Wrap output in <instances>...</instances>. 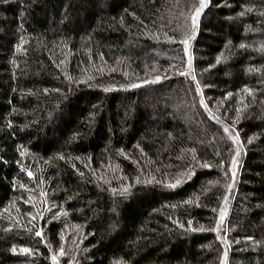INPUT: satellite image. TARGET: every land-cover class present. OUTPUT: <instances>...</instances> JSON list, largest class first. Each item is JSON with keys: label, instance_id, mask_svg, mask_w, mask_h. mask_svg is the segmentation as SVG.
Instances as JSON below:
<instances>
[{"label": "trees", "instance_id": "1", "mask_svg": "<svg viewBox=\"0 0 264 264\" xmlns=\"http://www.w3.org/2000/svg\"><path fill=\"white\" fill-rule=\"evenodd\" d=\"M196 4L0 0V264H264V0Z\"/></svg>", "mask_w": 264, "mask_h": 264}, {"label": "snow or ice", "instance_id": "2", "mask_svg": "<svg viewBox=\"0 0 264 264\" xmlns=\"http://www.w3.org/2000/svg\"><path fill=\"white\" fill-rule=\"evenodd\" d=\"M3 2L7 3L8 0H3ZM210 2H211V0H198V4L194 5L193 6V10L190 12V17H189L190 18V25H186L185 26L184 36H183L182 39L179 40V43L183 44V46H184V52H185L186 55L188 53L189 41L196 35L197 30L199 28L200 21H201L202 13L204 12L205 8H207L209 6ZM249 10H251V9H249ZM261 14L264 15V13H261ZM241 15H243V13H241ZM168 39L172 40L173 42H175V38L174 37H168ZM16 47L19 48V45H17ZM240 47L243 48L244 45L241 44ZM219 61H220V57H217V63H219ZM190 64H191V60H189V65ZM209 67H212V65H210ZM189 71H191L190 68H189ZM180 74L184 75L185 73L182 72ZM193 79H195V77H193ZM160 80H161V76L160 75H156L155 76V81H160ZM144 83H149V81L145 80ZM129 87L137 88V87H140V85L136 84V83H132V84L129 85ZM244 91L247 92L249 95H251V90L248 89L247 87L244 88ZM196 92L197 93L201 92V84L199 82H197V84H196ZM227 96H232V93L231 92L227 93ZM200 104L205 109L208 108V105L204 103L203 99H201ZM236 112H237V114H239L240 113V108H237ZM210 118L216 120L217 122L220 121L219 117L213 116L211 114H210ZM233 122L235 123V119H234ZM223 131L225 133H229L230 129H229L228 126H224L223 127ZM168 135L171 136V133H169ZM229 139H231L233 143H237L238 136L230 134L229 135ZM191 151L193 153V155H192L193 163H189L188 165H186V171L182 175H178L177 177H175L174 181H170V182L164 184L165 187L174 189V188H176L177 186H179L183 182V179H184L185 176L191 177L192 175H194L195 162H199V161H198V157L195 155V149H192ZM238 154L239 153L237 152L236 155L232 156V166H231V169H229V171L232 172L233 179L235 177V169H236V166H237V163H238V161H237V155ZM20 155L21 156L25 155V152H23V151L20 152ZM61 158H63V157H61ZM221 163L223 164V161H221ZM201 166L204 167V168L210 167V165L207 162H202ZM27 175L29 176V178H31L33 174H32L31 171H28ZM80 175L83 176L84 174L81 172ZM153 182L161 183L160 181H153L151 179L145 180V181L142 182L139 179V177H137L135 179V183L136 184H140V183L149 184V183H153ZM21 187H24V185H21ZM131 187H132L131 184L124 185L122 187V189L120 190V195H122V196L123 195H127L129 193ZM231 187H232V185L228 184V188H231ZM112 191L115 193L117 190L116 189H112ZM41 195H44V193H41ZM29 199H31V197H29ZM224 199L227 200V196H225ZM190 202L191 201H186L185 203H190ZM213 211H215V210H213ZM29 215H31V214H29ZM223 218H224V212L222 210L221 214H220V219L223 220ZM33 219H35V217H33ZM191 223H192L191 221L188 222L189 227L191 226ZM213 230H215V229H213ZM35 235L37 237H41V239H43L42 232L40 230H37L35 232ZM217 238L219 239L220 237H217ZM59 239L61 241H64L65 236H64L63 233L60 234ZM11 251L13 253H15L17 251L16 247L13 246L11 248ZM20 251L23 252V253L31 254V250L29 248H27V247L20 248ZM64 254H65L64 248H63V246H61L59 252L57 254L52 255V257H51L52 264H57V255L63 256ZM221 264H227V252L224 253V258L221 260Z\"/></svg>", "mask_w": 264, "mask_h": 264}]
</instances>
